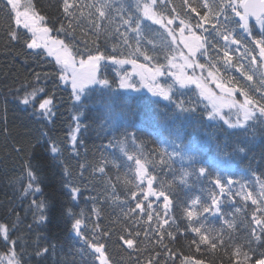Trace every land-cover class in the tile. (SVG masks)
I'll list each match as a JSON object with an SVG mask.
<instances>
[{
    "label": "trees",
    "instance_id": "trees-1",
    "mask_svg": "<svg viewBox=\"0 0 264 264\" xmlns=\"http://www.w3.org/2000/svg\"><path fill=\"white\" fill-rule=\"evenodd\" d=\"M101 2L110 5L104 9L107 18L100 17L96 7H89ZM144 2H151L153 11L165 20L175 17L174 27L179 26L181 18L195 25L200 15L209 11L202 6L198 8L200 15L190 11L191 6L202 5L205 0H141ZM206 2L215 8L220 0ZM75 3L74 16L66 18L63 0H31L33 9L46 17L49 27L59 28L63 23L64 32L53 31L50 35L63 39L74 59L96 55L97 49L108 55L114 48L118 58H126L129 51L139 46L156 58L151 64L158 59L167 66L165 57L179 53V49L171 51L175 46L164 28L135 10L136 0ZM121 7L125 9V18L133 17L131 29L120 19ZM228 14L233 19L228 27L241 41L239 47L231 43L227 46L231 62L225 61V42L216 36L210 24L203 33L194 29L208 38L210 54L205 57L197 53L196 59L205 64L203 73L213 71L224 85L246 91L250 98L264 104V62L260 61L253 39L264 36V32L249 20V36L239 27V17L232 9H228ZM137 22L141 25L139 35L135 30ZM13 30L21 33L19 40L10 38ZM25 37L31 38L22 27L17 29L10 6L3 0L0 225L7 233L6 237L0 233L2 264H7L4 256L8 254L15 264H99L85 239H98L106 245L109 264H149L150 258L153 264H182L185 256L201 264H241L244 256L233 254L237 246L248 253L246 264H256L264 253V234L253 220L254 215L256 219L264 218V211L260 210L264 206V115L256 113L241 125L229 126L219 117H210V106L194 85H175L168 99L145 90L124 89L119 86V75L129 73L130 64L118 66L107 61H102L107 66L102 67L100 78L108 83L84 88L78 94L80 99L75 100L70 85L65 87L59 80L61 73L55 60L46 53H35L42 50L28 49ZM245 48L250 50L247 56ZM137 61L146 63L143 56H138ZM166 70L167 67L159 81L173 83ZM248 76L252 79L248 80ZM33 92L35 96L29 97L32 101L21 102ZM236 94L241 95L240 91ZM49 98L53 103L51 114L47 115L39 104ZM180 101L184 102L183 108L177 106ZM70 137L77 141L78 155ZM122 150L129 151L134 159L128 161ZM141 151L149 161H154L145 166L154 178L152 190L160 191L161 185L168 189L167 215L163 197L146 198L147 179L141 182L136 177L135 158ZM161 151L171 154V160L164 156L162 163ZM100 167H104L103 173L98 171ZM200 169L205 170L203 175ZM185 173L186 183H179V177ZM215 179L225 184L228 180L238 183L232 185L231 195H220L212 182ZM241 184L245 186V195L251 194L257 204L236 195ZM73 187L79 189L76 199ZM213 192L222 201L219 212L202 213L195 224H204L205 229L214 230V235L222 234L223 241L217 240L215 249L210 244L197 248L199 236L189 228L186 209L195 197L201 204H211ZM141 201L143 210L136 208ZM41 202L44 208L37 207ZM81 211L84 238L72 227ZM41 214L46 217L44 221L39 219ZM164 219L169 223L161 229L160 221ZM254 233L262 239L257 241ZM125 236L134 239L133 248L124 243Z\"/></svg>",
    "mask_w": 264,
    "mask_h": 264
},
{
    "label": "snow or ice",
    "instance_id": "snow-or-ice-1",
    "mask_svg": "<svg viewBox=\"0 0 264 264\" xmlns=\"http://www.w3.org/2000/svg\"><path fill=\"white\" fill-rule=\"evenodd\" d=\"M3 2V0H0ZM7 5L10 6V12L14 15L15 24L17 25V29L23 28L30 34V40L25 37L26 47L31 50H42L39 53L40 55L47 54L49 57H54L56 64L59 66V71L61 75L59 76V80L64 84L65 87L70 85V89L74 94V99L79 100L80 97L78 93L88 84H92L95 82H99L100 84H107L108 81L106 79L100 78L101 69L103 66H107L103 64L102 61H107L113 65H125L130 64L132 65L133 72L131 73H124L123 75H119V86L121 88H131L133 87L132 81L135 80V77H139L140 82L143 84L145 88L149 92L154 95L161 96L165 99H168L171 95V91L175 89V85H179V88H185L190 84H194L196 89L199 90V95L204 99L210 101L211 110L209 115L218 116L220 119L224 120L226 124L229 126L241 125L244 122L248 121L252 116L256 113H260L264 115V104H260L259 102L255 101L254 99L248 96L246 91L241 89H236L232 87H225L224 83L220 82L218 78L209 71L208 76L212 79L213 83H216L217 88L220 89L221 95L216 96L212 92L208 90L205 86L207 81L202 80L195 76V69L199 68L202 71L205 70V64L198 63L196 57L197 53L200 55L209 57L208 51V38L202 34H197L194 30L196 28L201 29V32L208 31L206 25L211 26L212 30L216 33V36L222 39L225 42V50L223 51V57L225 58L226 62H231L232 56L230 55L229 50H227V46L229 43L237 45L241 44L240 40H237L233 35V31L229 29V25L232 24V17L228 14V9H232L236 16L239 17V27L243 30V32L252 35L251 27L249 24L250 18H254L256 24L259 26L261 32H264V0H220L219 4L213 8L210 6L206 0L205 2L200 5L198 3L194 4L190 7V11L193 13H198V8L203 7L208 9V12L200 15V19L197 21L195 25H192L189 20L186 19H179V40H177V33L176 30L170 28L169 25H172L175 17L168 18L167 22L165 23V19L160 17L158 18L156 13L153 11L152 4L148 2L141 3V0H136L135 3V10L137 12H141L142 15L150 20L152 23L159 25L161 28H164L167 32L168 36L172 38V44L175 46L171 51L173 53L179 49V45H183L185 49H187V55L184 54L183 50H179V60L182 63H176V55H169L165 57L167 60V66L160 63L157 59L156 64H151L152 59H156L155 57H150L146 51L141 49L139 46L134 50H131L127 53L126 58H118L116 49H113L111 54L106 55L105 53L99 52L97 49V54L92 55L88 54L87 59L81 58L79 61L80 70L76 67V60L73 57L72 52L69 50V46L66 45L63 39L58 37H52L50 35L51 32H64L65 27L61 22L59 28L49 27L46 23V17L43 15L38 14L37 11L33 9L31 4V0H27V3L22 4L21 0H6ZM152 3H155V0H152ZM187 3V0H186ZM21 7H23V11H21ZM63 14L66 18L74 16V9L77 8V4L75 0H63ZM89 7H96L97 12L100 17L107 18V13L104 9L110 7L109 4L101 2L99 5H89ZM243 9L241 13L239 10ZM121 12L120 19L122 20L124 25H127L129 29H131L133 24V17L128 16L125 18L123 16V12L125 9L121 7L119 9ZM220 17H223V20H220ZM141 25L139 22L136 23V32L139 35ZM185 32L188 34L185 35ZM10 38L13 40H19L21 38V33L18 30H13L10 33ZM256 47L259 50V58L261 62H264V36L260 38H253ZM127 44V38L124 41ZM139 45V41H137ZM131 48V45H128ZM215 47V46H213ZM249 49H244V55L249 54ZM63 53L62 55L60 53ZM120 55H123L121 53ZM143 56V59L146 63H138L137 57ZM253 62H255V57L253 56ZM85 67L88 68L87 73L82 71ZM167 67V75L171 78L173 83H161L158 80V77L165 75V68ZM191 68L193 69L192 75H187L185 69ZM240 69H238L239 71ZM248 80L252 79V76L247 77ZM236 91H240V94L245 97L242 103H237V101L232 98L233 93ZM35 92L26 94L22 103H29L30 96L34 97ZM264 99V96H262ZM52 99H45L39 104V109L42 110L45 114H51V106H52ZM178 107L183 108L184 102L180 101L177 104ZM228 108L229 112L232 113V110L235 109L234 115L236 116L235 122L232 121L231 116L226 117L222 114V109ZM72 141V146H74L77 151L75 154L78 155V147L77 141L75 138L70 137ZM107 147V146H106ZM55 151L56 147L52 146L51 148ZM123 151V150H122ZM123 154L127 157L128 161H132L134 156L129 153V151H123ZM161 162L164 163L163 160L164 156L168 157V161L171 160L172 156L169 153L160 152ZM143 161V162H142ZM114 163V162H113ZM154 163V161H149L146 156L143 155V152H139L137 154V158H135V165H136V177L137 179L143 180L146 178L149 188L146 192V198L148 196H159L163 197L164 204L163 208L165 211V215L168 214L170 209V200L169 196L166 194L168 189H165L163 185H161V190L158 192H154L151 188L153 184V177L146 172V164ZM31 167V166H30ZM99 172H104V167H100L98 169ZM204 169H200L199 172L201 175L204 174ZM187 173L183 176L179 177V183H186ZM29 176H32V173L29 172ZM216 188L219 190L220 195H231L232 194V185L238 182L228 180L227 183H222L220 180L215 179L212 181ZM138 186V185H136ZM171 187V185H169ZM39 191V189H37ZM261 192L264 193V185L261 187ZM73 198L76 199L79 195V189L77 187L72 188ZM135 195V194H133ZM236 195L242 196L244 200H251L252 203L255 205L257 204L256 199H254L251 194L245 195V186L243 184L240 185V190L236 193ZM211 204H201L200 199L195 197L191 199L189 207L186 209V219L189 222L190 230L199 236V241L197 242V248H199L200 244L209 245L215 249L217 248V240L223 241L222 234H213L214 230L212 229H205L204 224L200 223L199 226L195 224V221L199 219L202 213H213L216 214L219 212V205L222 201L218 198V195L213 192L210 196ZM142 203H136L137 209H142ZM43 202L37 205L38 208H44ZM148 208L151 209L152 205L149 204ZM199 208V210H197ZM261 211H264V206H261ZM239 211V210H238ZM94 214L98 215L96 210H93ZM83 211H81L79 218H76L73 223V230L76 232L78 236H83ZM149 220L152 219V212H148ZM39 219L44 221L46 217L41 214ZM159 220V216L157 217ZM253 220L257 225H260V233L264 234V218L256 219L255 215L253 216ZM169 221L167 219L160 221V228L162 229L164 225L168 224ZM231 228L232 225L229 224ZM207 232V234H204ZM0 233H3L6 237L7 230L4 228L3 225H0ZM169 236H172V233H168ZM254 238L257 241L262 239L261 235L253 234ZM85 243L88 244V247L92 250L95 254V261H98L99 264H109V257L106 255L107 248L106 245L100 243L98 239L88 240L85 239ZM124 243L127 244L128 248H133L134 239L129 238L128 236L124 237ZM162 243V241H161ZM39 254V253H38ZM234 255H243L244 261L241 264H246L247 260L249 259L248 253L242 252L239 246L236 247ZM169 256L171 257V252H169ZM261 258L256 260V264H264V253L260 254ZM3 258L0 257V264H2ZM9 264H13V260L9 259ZM18 264V262H17ZM149 264H153L152 258L149 259ZM182 264H201L199 260H193L191 256H185L182 261Z\"/></svg>",
    "mask_w": 264,
    "mask_h": 264
},
{
    "label": "rangeland",
    "instance_id": "rangeland-1",
    "mask_svg": "<svg viewBox=\"0 0 264 264\" xmlns=\"http://www.w3.org/2000/svg\"><path fill=\"white\" fill-rule=\"evenodd\" d=\"M149 1H151V0H149ZM149 3L151 4V2H149ZM21 11H23V10L21 9ZM156 15H157V14H156ZM157 17L160 18L159 15H157ZM166 22H167V20H165V23H166ZM169 27H170V28H173V29L176 30V33H177V40H179V26H178V27H174V25L172 24V25H169ZM187 34H188V33L185 32V35H187ZM197 34H198V33H197ZM180 49L183 50V52H184L185 55L188 54V53H187V49H185L183 45H179V50H180ZM60 54L62 55L63 53L61 52ZM176 57H177V59H176V63H177V64L182 63V61L179 60V53L176 54ZM52 58L55 60L54 57H52ZM86 59H87V58H85V60H86ZM75 60H76V62H77V63H76V67H77L78 70H80V65H79V61H80V59H75ZM82 71H84L85 73H87L88 68L85 67ZM131 72H133L132 65H130V68H129V73H131ZM166 72H167V70H166ZM185 72L187 73V75H192V74H193V69H191V68H187V69H185ZM211 72H212V73L218 78V80L220 81V79H219V77L217 76V74H215L213 71H211ZM208 73H209V71H206V73H203L201 69H199V68H196V69H195V76L198 77V78H201L202 80H206L207 83H206L205 86L208 88V90H209L210 92H212L214 95H216V96H220V95H221V91H220V89L217 88L216 83H213V82H212V79L208 76ZM159 78H160V77H158V80H159ZM220 82H221V81H220ZM98 83H99V82H95V83H92V84H88V85L85 86L84 88L89 87V86H92V85H95V84H98ZM132 84H133V87H131V88H126V89H128V90H135V89H136V90H145V91L149 92V91L147 90V88H145V87L143 86V84L140 82L139 77H135V80L132 81ZM191 85H194V84H191ZM194 86H195V85H194ZM225 87H229V86H226V85H225ZM84 88H83V89H84ZM83 89H82L80 92H83ZM124 89H125V88H124ZM198 91H199V90H198ZM80 92H79V93H80ZM79 93H78V94H79ZM149 93H151V92H149ZM151 94H152V93H151ZM153 95H154V94H153ZM156 96H157V95H156ZM232 98H234V99L237 101V103H242V102L244 101V99H245L244 96H242V95H238V94H236V92L233 93V97H232ZM205 100L208 102V104H209V106H210V101L207 100V99H205ZM210 110H211V107H210ZM234 113H235V109L232 110V113L229 112V109H228V108H224V109H222V114H224L226 117L231 116V119H232L233 122H235V120H236V116L234 115ZM210 117H218V116L211 115ZM145 185H146V192H147V189L149 188V185H148V183H147V180L145 181ZM10 258L13 260V257H12L11 254H8V255H5V256H4V259H5V261H6L7 264H9V259H10ZM13 264H15L14 261H13Z\"/></svg>",
    "mask_w": 264,
    "mask_h": 264
},
{
    "label": "water",
    "instance_id": "water-1",
    "mask_svg": "<svg viewBox=\"0 0 264 264\" xmlns=\"http://www.w3.org/2000/svg\"><path fill=\"white\" fill-rule=\"evenodd\" d=\"M242 12H243V9H242ZM250 20H252V21H255V19H254V18H250Z\"/></svg>",
    "mask_w": 264,
    "mask_h": 264
}]
</instances>
